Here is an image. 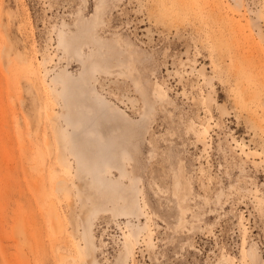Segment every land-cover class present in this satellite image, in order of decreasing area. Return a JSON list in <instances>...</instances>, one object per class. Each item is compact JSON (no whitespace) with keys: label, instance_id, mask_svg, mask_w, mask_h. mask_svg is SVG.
I'll list each match as a JSON object with an SVG mask.
<instances>
[{"label":"rangeland","instance_id":"1","mask_svg":"<svg viewBox=\"0 0 264 264\" xmlns=\"http://www.w3.org/2000/svg\"><path fill=\"white\" fill-rule=\"evenodd\" d=\"M238 3L0 0V264H71L88 217L97 264H264V0ZM81 73L85 93L122 117H97V131L131 157L133 184L121 182L122 156L106 144L75 142L79 120L60 92L62 74ZM59 175L67 187L57 196ZM109 183L126 187L122 208L135 215L111 212L121 198ZM53 198L65 229L58 240L46 215ZM180 219L186 226L175 229Z\"/></svg>","mask_w":264,"mask_h":264},{"label":"bare ground","instance_id":"2","mask_svg":"<svg viewBox=\"0 0 264 264\" xmlns=\"http://www.w3.org/2000/svg\"><path fill=\"white\" fill-rule=\"evenodd\" d=\"M237 4L238 0H234ZM257 17H259V15L256 13ZM91 26H95V21L93 20L91 23ZM61 42L63 44V48L66 49V47L69 45L68 41L66 40V36H61ZM62 85H63V89L60 92L61 97L64 100V106L65 107H71V105L74 106V112L73 113H69L71 116H69V118L72 119H78L79 120V124L77 126L73 127V134H74V138H75V142H77V145L81 146V147H85L88 144H90L91 146H99L102 145L103 143L106 144L109 149H110V153L113 157L117 158L118 163H119V157H121V162H122V166H123V171H121L119 178L121 180V182H128L129 184H133L135 181V178L130 174L131 171L127 170L126 165H128L131 159V157L128 155V153L123 152V150H118L117 146L114 142L110 139H103V137L100 135V133H98V118H103L106 120H119V122H121V116H119L118 118L115 116H110L109 115V109H108V104L107 102L102 99L99 96H91L85 93L84 89L87 90V85H88V80L86 78H84L83 73H81L78 77H74L71 75H67V74H62ZM89 87V86H88ZM53 93H58L57 88H52ZM77 100V104L74 103V101ZM151 109H153L151 107ZM47 114L50 115L52 118L55 117V112L53 109H48L46 110ZM55 125L56 128V122L53 123ZM53 125V126H54ZM210 124L208 122H206L205 124V132H207L209 130ZM129 132V134H133L135 135L136 130L134 128H121L119 130V133L121 132ZM205 133H202L201 135L198 134V140H204L205 139ZM100 147V146H99ZM121 149V148H120ZM124 153V154H123ZM245 154V153H244ZM248 155V154H245ZM42 156H43V152L41 150V152H39V156L36 157L34 164L31 166L32 169L34 168L37 173L41 172L43 167V162H42ZM58 157H60L61 155L58 153L57 154ZM79 157L77 156V160H78V171L82 174L84 173L87 169V167H84L82 164V161H85V157H83L82 152L79 154ZM105 155H103L101 153V156L99 155V158L102 159V164L105 163L103 161L106 160V158H104ZM247 157V156H246ZM253 163H256L253 160ZM97 175V174H96ZM105 175H113L112 170L107 169L106 170V174ZM39 174L35 175V178H38ZM114 177V176H113ZM65 176L64 175H59L56 179V181L54 182L53 185V191L55 192V195L59 196L61 195L65 189H66V184H65ZM174 185L176 188H179V186L181 185V182L179 180V176H175L174 179ZM97 184V186L99 187V189L104 190V186H102L100 184V180L99 182L96 181L95 182ZM108 188L110 190H117L120 189V203H121V209H116L115 207H111L110 210L114 215H124L126 217H129L131 215H135L136 211L134 210V212H132L131 210H128L126 208H122V205L124 203V199L125 196L128 197V192L125 189L126 187L120 184H108ZM175 194V192L173 193ZM132 201L130 200L129 203H131ZM132 205V204H131ZM146 203L143 202V204L141 205V210L143 211V213L145 215H147L148 217V221H149V215L148 212L146 211ZM100 209V208H98ZM214 209H210V211H212ZM181 211L184 212V210L181 208ZM46 215L49 217V225H48V230L50 235L55 238V239H60L61 237H63V234L65 232L64 229V222H63V218L61 213L59 212V209L57 207V203L55 201V199H51V201L49 202L47 209H46ZM209 215H211V213H209ZM208 215V216H209ZM207 218V215L206 217ZM187 221L186 219L179 221L178 225L176 226L175 229L183 226L185 227L186 225L184 224V222ZM147 226L149 227V222H147ZM92 227H93V218L92 217H88L87 220L85 221L84 224V233H83V237H84V243L81 241H76L75 242V246L77 248V256L79 258L82 257H87L91 260L92 263L97 264L96 260H95V255L96 252L100 249L98 247V245L95 242V236L94 233L92 231ZM137 231L135 232L136 235H138L144 228L143 227H137ZM150 229V227H149ZM67 231V230H66ZM151 233V232H150ZM148 238V240H147ZM142 239L144 241H146L147 245L149 247H153V241H152V237L151 235H145L142 236ZM103 237H101V245H104L105 242L102 241ZM68 243V242H67ZM125 246H126V251H127V256H130L131 258L133 257V242L130 238L126 237L125 238ZM193 247H191L190 249H192ZM72 258L71 256L69 258L72 259V263L71 264H77L78 262V257L74 254H72ZM68 254L64 253V252H59L58 257L62 262H66L65 260L68 258L67 257ZM68 258V259H69ZM227 260V259H226ZM125 258H120L117 259L116 262L114 264H124L125 263ZM70 263V260H69ZM65 264V263H64ZM133 264V263H132Z\"/></svg>","mask_w":264,"mask_h":264}]
</instances>
